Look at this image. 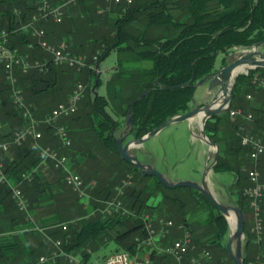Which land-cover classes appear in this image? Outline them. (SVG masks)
I'll return each mask as SVG.
<instances>
[{"label":"trees","instance_id":"1","mask_svg":"<svg viewBox=\"0 0 264 264\" xmlns=\"http://www.w3.org/2000/svg\"><path fill=\"white\" fill-rule=\"evenodd\" d=\"M50 1L57 3L60 0ZM40 2L41 0H0V30H8L10 47L21 52L28 48V43H33L34 57L36 55L44 59L45 53L38 46L37 38L32 35L31 30L19 28L37 11ZM97 6L95 3L87 5L85 0H79L77 7H74L82 16L81 19H71L75 24L74 33L82 32L83 28L86 32H91L95 27L102 26L95 36H89L84 47H99V60L116 49L128 51L137 60H150L152 65L145 69L118 62L116 72L107 82L106 95L92 92L91 97L86 100L90 109L70 119L76 111L68 118H63L62 122L66 126L71 124L76 132V145L85 146L82 152L68 149L70 153H82L85 158L102 161L115 155L117 160L114 166L120 175L127 172L134 175L133 184L126 188L122 197L129 213H107L102 210L104 201L114 196L111 184H107L112 174L92 194L89 191L88 201L80 200L65 183L64 173L54 168L51 160L44 159L39 149L40 144L59 150L62 148L58 140L54 145L49 144L51 140H56L52 125L40 122L37 127L42 133L40 139L26 137L20 144L12 143L9 150L2 154L8 183H0V213L9 217L10 227L16 234L14 233L13 240L0 242V264L34 261L40 255L49 253L52 241L56 239H60L63 252L78 255L83 263H94L95 261L90 262L92 258L103 261L112 253L128 251L138 253L139 258L147 255L152 264H170V255L157 253L152 246L149 248L138 244L136 237L144 238L147 234L143 218L145 214L154 223L158 218L170 219L168 215L174 216L175 219L171 220L176 224L183 223L191 231L192 238L199 247L219 246L232 264L224 243L228 231L224 215L196 189L166 187L155 176L142 174L137 167L122 159L114 135L119 124L112 113L115 116H125L129 105L134 101L131 111L133 127L130 133L138 138L171 116L188 111L195 83L214 70L219 53H227L234 46H250L264 40V0H133L124 11L118 9L117 16L110 22L104 12L96 18L92 17L91 12L96 11ZM170 6L174 7V12L169 10ZM139 15H142L143 29L131 24ZM88 26L90 27L87 28ZM159 26L163 27L164 33H147L149 29ZM70 33L72 32L66 30L67 36H64L69 48L79 52V45H74L73 40L68 37ZM48 67L46 72L37 68H30L26 72L18 67L15 70L16 86L22 89L36 120H43L49 115L52 109L48 112L49 105L46 104L62 88L60 82L63 77L59 71L63 68L50 62ZM87 71L89 74L94 72L92 68H87ZM255 74L264 77V67H255L247 74L236 77L229 109L241 107L252 111L253 119L249 121L247 128L255 134L254 129L262 134L264 89L253 83ZM12 90L13 85L5 78L0 66V124L6 125L4 133L0 134V140L12 141V133L21 130L27 122L12 101ZM250 91H257L255 99L261 103L259 108L249 107L248 102L243 101ZM142 92L144 94L139 97ZM106 106H110L112 113ZM229 109L223 114L211 115L204 128L207 136L214 142L224 141V148L212 168L215 172L228 171L236 175L230 187H236L238 205L245 216V206H248L242 190L249 183V178L246 172L244 181L241 172L242 168L247 171L252 167L253 162L249 156V148L243 146L240 138L235 135L236 123L230 116L227 123L230 129L228 137L218 136L219 120L223 115L229 114ZM12 186L21 189L27 200L26 210H20L16 205ZM156 192L162 196L159 203L163 206L160 210L157 204L148 203V199ZM195 204L206 208L207 213L200 224L189 227L186 213ZM153 213L163 214L165 217L153 216ZM261 216L263 233L260 240L256 241V236L247 232V244L254 240L257 245H262V213ZM63 224L66 225L65 229L62 228ZM245 224L244 217V230ZM111 242L115 244L113 249L108 248ZM156 244H160V240H156ZM262 251L264 252V248L260 250ZM249 259L254 258L243 256V264Z\"/></svg>","mask_w":264,"mask_h":264},{"label":"built area","instance_id":"2","mask_svg":"<svg viewBox=\"0 0 264 264\" xmlns=\"http://www.w3.org/2000/svg\"><path fill=\"white\" fill-rule=\"evenodd\" d=\"M78 1L79 0H60L57 3H52L50 0H41L37 7V11L27 22L19 27L31 30L32 35L37 38L39 47L48 53V58L39 59L30 57L29 53L20 54L16 48H12L8 45V30H0V66L4 70L5 78L13 85V103L21 110L23 117L27 119L26 124L21 130H16L12 133V141L0 140V183H8L4 171L2 154L9 150L12 143L20 144L26 137L31 136L34 139H40L42 133L37 128L40 122L52 125L53 134L61 140L62 145L66 147L70 146L71 140L69 137V130L62 122V119L71 116L77 111L78 104L85 95V85L81 82L76 83L65 101L57 103L49 115L43 120H36L32 115L30 106L26 103L22 89L16 86L17 78L15 75V67L20 68L22 72L28 71L31 67L38 68L41 72H46L49 68V62L55 65L64 64L75 68L77 71H80L83 66H93L92 62H87L88 58L85 55L72 52L65 41H60L56 44L47 41L45 39V29L38 24L41 20H51L55 23H60L66 14L67 7L76 5ZM108 1L115 4L124 3L125 6L132 2V0ZM15 11L19 12L18 10ZM27 47L32 48L33 43H28ZM92 58L96 59V56ZM252 81L258 87L264 89V77L255 74ZM247 97H250V95L248 94ZM229 114L232 117L242 115L246 119L253 118V114L250 110H244L241 107L229 109ZM4 131L3 125L0 124V134H3ZM238 133L241 144L249 148V156L252 162L256 163L259 157L264 155V132L262 135H254L246 131L243 126H239ZM39 149L44 159L51 160L54 168L64 172L65 183L70 186L80 198L88 197V189L94 185V182L86 183L78 173L70 171L67 156L59 149L50 145H39ZM247 175L249 183L244 186L242 194L247 201V206L252 212L253 227L251 228V232L256 236V241H259L263 232L261 201L264 196V180L260 179L259 172L254 165L247 169ZM131 184H133L131 177L128 176L123 179L121 183L114 188V196L104 201L102 210L107 213H129V210L124 207L122 196L124 195L125 188ZM12 196L18 208L20 210H26L27 200L21 189L12 186ZM143 218L147 234L144 238L136 237L138 244L149 248L152 246L156 248L157 253L170 255L172 257V262L170 264H199L202 259L211 258L210 251L205 247H199L194 242L191 231L183 223L176 224L171 219L164 218H158L154 223L147 214H145ZM174 226L181 229L182 234L169 244H156V240L165 237ZM62 228L65 229L66 225L63 224ZM53 243L59 248L61 241L60 239H56ZM59 253L61 254L63 251L60 249ZM59 253H53L51 255L42 254L34 261H27L19 264H43ZM73 262V264H77L76 260ZM128 262L134 264H152L147 255L139 258L138 253L132 254L128 251H118L108 255L103 261H95L94 263L87 264H126ZM220 264L228 263L222 261ZM246 264H264V252H260L256 258L248 260Z\"/></svg>","mask_w":264,"mask_h":264},{"label":"rangeland","instance_id":"3","mask_svg":"<svg viewBox=\"0 0 264 264\" xmlns=\"http://www.w3.org/2000/svg\"><path fill=\"white\" fill-rule=\"evenodd\" d=\"M98 2H100V4H101V0H98ZM132 2H133V0H132ZM132 2L130 4H132ZM102 3L103 4H101L100 6L97 7L96 13L97 14H102L104 11H110V12L114 13V16H117L118 11H116V10L121 9L122 11H124L130 5L129 4V5L125 6L124 3L115 4L113 2H109L108 0H103ZM77 5H78V3L76 5H70V6L67 7L66 14H65L63 20L61 21V24H54L53 25V23H51V20H41V21L38 22V24L45 29V32H46L45 33V39L47 41H49L50 43H54V44H56V43H58L60 41H65L67 43V40H66V38L64 36H67L65 34H66V30H67V27H68L69 23H73V21H71V19L74 18V17L70 16V14H72V12L75 10ZM105 7H107L108 9H106ZM98 10H100V11H98ZM169 10L174 12V7L170 6ZM112 19H114V17L111 18V20ZM82 30H83V32H86V30L84 28ZM87 30H89V29H87ZM68 37L71 38L72 40L74 38H76V36L72 35V33H70V35ZM32 49H33V47L32 48H27L25 51H21L20 52V51H18V49H17V51L20 54H22V55L25 54V53H29L30 57L41 59V57L36 56V55L34 57V55L32 54ZM98 49H99V47L97 48V47H93L92 45H90V46L85 48V50H86L84 52L85 54L84 53H80V52H75V51H72L70 49L74 53L85 55L88 58L87 59L88 63L92 62L93 66H91V67L88 66V65L87 66H83L80 71H77L75 68L67 66V65H64V64H59V65H55L54 64L55 66H59V67L63 68L62 70L59 71V73L61 74V77H63V80H61L62 82H60L61 85H62L61 91L57 92V94L54 95L55 97H53V99H51V101L48 102V104H46V106L49 105L48 112L51 109H53L57 105V103H59L61 101H65L67 99L68 95L70 94V92L72 91V89L74 88L75 84L78 83V82H81L82 84L85 85V95H84V97L81 99V101L78 104V109H77L76 114L73 115V117H70V119L76 118L78 113H80V112L82 113V112H85V110H89L90 109L89 108V104L86 103V100L91 97L90 94H92V92L95 91V92H97L99 94H105L106 95L107 82L110 80V78H112V76L114 74L112 76H110V77L109 76L106 77V76H104L102 74V72H100V69H99L98 65H99L101 60L98 59V52H99ZM261 49H262V51H264V46ZM41 50H43V49L41 48ZM240 52H241L240 48L232 47L231 49L228 50L227 53H223L224 56L222 58L221 66L225 65L229 60H231L233 58V55L239 54ZM44 53H45L44 57L48 58L49 57L48 53H46V51H44ZM93 56H96V59H93L92 58ZM221 66H219L218 68H220ZM31 68H35V67H31ZM87 68H92L94 72L89 74L88 71H87ZM218 68H214V70L218 69ZM250 69H253V68H250ZM15 70H16V67H15ZM241 74H245V73H241ZM97 81H98V85H97ZM234 84H235V82H234ZM234 84H233V86H234ZM256 92H251L250 91V92L246 93V96H245L246 98H244L245 100L243 99V101H246L249 104L251 102V100H253V99H255L257 97L256 96ZM248 94L250 95V97H247ZM259 94H260V92H259ZM111 100H112V98H111ZM205 100H206V101H204L205 103L209 101V99H205ZM111 102L113 103V105L115 104L114 101H111ZM106 109L109 112L112 113V110H111L110 106H106ZM225 112L226 111H224V112H222L220 114H223ZM112 115H113V117L115 119L118 120L119 127H118L117 130H115V133H114L115 137H118V136H120V134L125 129V116H121V115L120 116H115L114 113H112ZM229 116L231 117L232 121L234 123H236V125H235L236 126L235 127V135H237L239 138H240L239 133H238V127L239 126H243L246 131H248L251 134L255 135V133H253L251 130H249L247 128V123H245V121L249 122L253 118L252 119H246L242 115H237V116H233L232 117L230 114H228V115L225 114L219 120V123H220L219 127L220 128L218 130V136L228 137L229 132H230V129H229L228 125H227L228 120H229ZM65 118H68V117H65ZM192 121H193V125H188L187 128L182 130V133H181L180 139H179V141H181L180 142V146H179V148H177L178 150H177V153H176L175 157H173V156L168 157V159H167L168 162L166 163L167 168L162 166L161 164H158V168L160 169L161 174L164 175L165 174L164 172H166V170L170 172L174 168H175L174 171H177L178 173L182 174V172H185L187 170L186 167L187 168L188 167H192V170H196V171H194V173L192 172L193 173V177L195 176L194 178H197L196 177L197 176L196 172L198 170H200V172H202V170L205 168V166L207 164L210 165L209 167L213 166L212 163L216 159L215 158V151H216L215 147L210 146L208 143L204 142L200 138L201 126H200V123L198 121L197 116H195L192 119ZM168 127H171V126H168ZM67 128L69 130V137L71 136V138H70L71 139L70 146H68V147L63 146L62 143H61V140L58 137H56V140H58L61 143V148H62L63 151L62 150H60V151L63 152L67 156V160H68V164H69V170L78 173L82 177V179L84 177V181L86 183L94 182V185L90 188V190L88 189V191H90V194H92V192L98 186H100L104 181L108 180V175L109 174H112V176L108 180L107 184H111V188L113 189V191H114V188L117 185H119L121 183V181L123 179L127 178L128 176L131 177L132 181L134 180V175L131 174V172H127L124 175L123 174L120 175L119 171L114 166V162L117 160L115 155H114V157H110L106 161H102V160H95V159L85 158L84 155H81L82 153H80L79 155L78 154L75 155L74 153L73 154L70 153V151H68V149L69 150L74 149L75 151L79 150L80 152H82L83 148L85 146H83V147L80 146V145L77 146L76 145V141H74V136H76V132L73 130L71 124H70V126H67ZM167 129H170V128H167ZM167 129L162 130V132L160 133V136L162 137L163 140H169V136L170 135L166 134V132L168 131ZM130 138H134L131 133L128 134L125 137L124 142L127 141ZM215 143L218 145V150H219V153H220V151L224 148V141L220 140V141H216ZM40 146H46V145H41L40 144ZM203 147L207 148V150L205 149V153H201V151H200L201 148H203ZM208 148H209V150H208ZM132 152H134V153L137 152L135 147L132 148ZM137 156H138V158H140L141 155H140L139 152L137 153ZM247 161H249V159H247ZM253 165L255 166V163H253ZM60 171H62V170H60ZM246 172H247L246 169L244 170V168H242L241 175L244 178V181H245V178H246V175H245ZM218 178H220V180H223V181H225L227 179L230 180L231 179V174H230V172H227V171L223 172L222 171V172L218 173ZM185 180H192V179H185ZM95 183H97V184H95ZM126 188H125V190H127ZM88 194H89V192H88ZM161 198H162L161 194L159 192H156L154 195H152L148 199V203L157 204V206H159V204H160L159 202H160ZM80 200L86 202V201H88V197H83ZM197 205L198 204H195L194 206H192L189 209V211L186 213V221H187V224H188L189 227H192V226L194 227V226L200 224V222H202V219L206 216L207 209L206 208L204 209L203 206H201V205H198V206ZM162 206H163V204H162ZM152 215L153 216H158V217H163L164 216L163 214H154V213ZM168 216L172 220H173V218L175 219L174 216H171V215H168ZM111 233H112V231H111ZM162 239L163 238H160L159 240L161 241ZM114 245L115 244L111 242L108 248H112L113 249ZM210 248H211V252H213L212 251L213 248L212 247H210ZM60 249H61V247L58 248L53 243L51 245V251L49 253H44V254L51 255L53 253H59ZM58 258H60L59 261H58ZM75 260H76L77 264H87V263L81 262V260L79 259L78 255L65 253V252L55 255L53 258L49 259L47 262H50V263H55V262L58 263L59 262V263L62 264V263H66V261H67L66 264H73L74 263L73 261H75ZM97 260H98L97 258H92L90 262H94V261H97ZM249 260H252V259H249ZM228 264H230V263H228Z\"/></svg>","mask_w":264,"mask_h":264},{"label":"crops","instance_id":"4","mask_svg":"<svg viewBox=\"0 0 264 264\" xmlns=\"http://www.w3.org/2000/svg\"><path fill=\"white\" fill-rule=\"evenodd\" d=\"M138 1L142 2L145 0H138ZM102 2H103V0H101V4H103ZM90 3H95L98 6L101 5L100 2H98V0H85V4L88 5ZM105 8L108 9L107 7H105ZM116 11H118V10H116ZM106 12L108 14H106ZM106 12L104 11V13H105L104 16L107 15L108 22L111 21V18H113V17L115 18L114 13H112L110 11H106ZM78 13H79L78 10H74L72 12L71 16H73L75 18V20L78 18L81 19L82 16L79 15ZM91 15H92V17L94 16L95 18L98 17V14L96 13V11L91 12ZM112 21H113V19H112ZM131 24L133 27L143 29L144 24L142 22V15H139L138 18L131 21ZM89 27H87V28H89ZM101 27L102 26L95 27L96 29L95 30L93 29L92 32H83L82 31V32H79L78 34H76V33H74L75 32V24L69 23L67 30L71 31L73 34H76L75 35L76 38L73 39V44L77 45V46L79 45L77 49L78 50L80 49L79 50L80 53H84L86 51L85 50L86 46L84 47V45L86 44L87 39L90 38L89 36H95L96 32ZM147 33L149 35H160V34L164 33V30H163V27H160V26L159 27H153L152 29H149ZM223 56H224L223 53H219L217 55L216 60H215V65H214L215 68H218L219 66H221ZM118 62L123 63L125 66H139V67L145 68V69L150 68L152 65V62L150 60H137L133 57V55H131L126 50L113 49L105 58H103L100 61L98 67L100 69V72H102V74L104 76L110 77L116 72L117 67H118ZM214 93H215V89H211L209 87L208 82H204V83L196 86V88L194 90L193 98L189 102L190 109L195 107V106L203 105L205 103L204 101H206L205 99H210L214 95ZM251 106H253L254 108H259L261 106V103L258 100L253 99L249 103V107H251ZM193 121L182 120V121L172 122V123L166 125L165 127H163L162 129H160V131H158L154 136L148 138L141 145L135 147L137 150L136 154L139 152L141 155L139 159L143 162H147V163L152 164L159 171H160V169L158 168V164H161L162 166L167 168L166 163L168 162V160H167L168 157H170V156L175 157L177 150H178L177 148H179V146H180L181 141H179V139H180V135L182 133V130L187 128L188 125H193ZM245 123H247V127H248L249 122L245 121ZM168 126H171V127H168ZM3 127L5 129L6 125H4ZM167 128H170V129H167ZM164 129L168 130L166 132V134L170 135L169 140H163L162 137L160 136V133ZM254 130L256 131L255 135H262L263 134V133L258 134V131L256 129H254ZM55 142L57 143L58 141L54 139V140H51L49 144L54 145ZM205 149L207 150V148H205V147L201 148V150H200L201 153H205ZM208 150H209V148H208ZM209 166L210 165L207 164L205 166V168L202 170V172H200V170H198L196 172L197 178H194L195 176L193 177V173L196 170H192V167H188V168L186 167L187 170L185 172H182V174L178 173L177 171H174L175 168L173 170H171L170 172L166 170V172H164L165 173L164 175H165V177H167L168 179H170L172 181L185 180V179H192V180L195 179L196 181L203 180L205 183V186L211 191V193L216 197V199L218 201H220L221 203H224V204L238 205L239 199H238V195L236 193V191H237L236 187H234V186L230 187V184L233 183L234 180L236 179V175L233 172H230L231 179L230 180L227 179V180L223 181V180H220V178H218L219 172H215L213 170L212 166L211 167H209ZM255 166L259 172L260 179L264 180V155H261L259 157V159L255 163ZM244 206H245V203H244ZM160 207H162V204H160L158 206V208H160ZM245 210L246 211H245L244 217H245V221H246V224H245L246 229L244 230L245 237L242 241L243 256L255 258L259 255L260 250L264 248V234H263L262 245H257L256 241H254V240L250 241L249 244L246 243V236H247L246 233L251 232V228L253 227V217H252L251 209L249 207L245 206ZM261 213L264 217V198L261 201ZM10 224H11V221H10L9 217H7L4 213L3 214L0 213V242H2V243L7 242L8 240H13L14 233L16 234V232L10 227ZM177 224H179V223H177ZM227 224H228V222H227ZM229 233H230V226L228 224V231L224 237V243H226L228 236H229ZM181 234H182V230L179 229L177 226H174L170 229L169 233L165 237H163V239L160 241V244H169L174 239L179 237ZM210 247L213 248L212 249L213 252H211ZM210 247H207V249L211 252V258H204L201 260V262L199 264H220L222 261H226V262L229 261L226 257L225 252L223 250H221V248L219 246L215 247V246L211 245ZM233 247H234V244H233Z\"/></svg>","mask_w":264,"mask_h":264},{"label":"water","instance_id":"5","mask_svg":"<svg viewBox=\"0 0 264 264\" xmlns=\"http://www.w3.org/2000/svg\"><path fill=\"white\" fill-rule=\"evenodd\" d=\"M264 46V40L253 43L250 46H234L235 48H240L241 52L239 54L233 55V58L229 60L225 65L221 66L218 69L213 70L206 76L199 79L195 85L198 86L204 82L209 83V87L211 89H215L214 95L209 99L208 102L204 103L201 106H195L185 113L175 114L170 118L163 121L160 125L143 134L138 138H130L124 142L125 137L130 134L132 130V107L134 101L129 105L127 113L125 115V129L120 134V136L115 137V141L117 144V148L119 151V155L122 159L131 163L135 167L139 169L142 174H148L155 176L163 185L169 188L175 187H190L196 189L200 193H202L213 205L219 210L224 217L226 218L229 226L230 233L228 239L225 243V248L228 252V255L232 261V264H243V246L242 241L245 237L244 234V212L238 205L234 204H224L216 199V197L211 193V191L205 186L203 180L195 181V180H177L172 181L165 177V175L161 174V172L152 164L141 161L137 154L132 152V148L141 145L148 138L154 136L160 129L165 127L166 125L182 121L189 120L198 114L201 111H206V115L204 116L200 126L201 133L200 138L203 139L210 146L215 147V158H217L219 154L218 145L210 139L205 133V122L206 120L214 114L222 113L227 111L231 104V95L233 90V84L235 82L236 77L241 73H247L250 68L255 67H264V51H262V47ZM238 66H243L244 70L238 71L234 74L235 69ZM231 77V81L229 80ZM221 93H225V97L223 101L219 105H214L217 98ZM144 92H142L140 96H142ZM216 159L213 161L212 164ZM234 244V247H233Z\"/></svg>","mask_w":264,"mask_h":264},{"label":"bare ground","instance_id":"6","mask_svg":"<svg viewBox=\"0 0 264 264\" xmlns=\"http://www.w3.org/2000/svg\"><path fill=\"white\" fill-rule=\"evenodd\" d=\"M244 69V67L243 66H238L236 69H235V71H234V74L235 73H237L238 71H242ZM230 81H231V77H230V79H229ZM74 86V85H73ZM225 93H221L220 94V96L217 98V100L215 101V103H214V105H219L222 101H223V98L225 97ZM206 115V111H201L199 114H198V116H197V118H198V121H199V123L201 124V122H202V120H203V118H204V116ZM197 123V122H196ZM70 138H71V136H70ZM71 140V139H70ZM83 180H84V177H83ZM95 184H97V183H95ZM68 187V186H67ZM71 189V188H70ZM90 190V189H89ZM89 192V191H88Z\"/></svg>","mask_w":264,"mask_h":264}]
</instances>
